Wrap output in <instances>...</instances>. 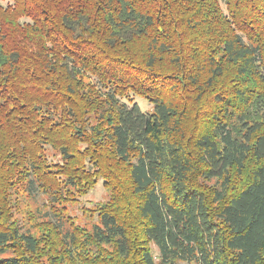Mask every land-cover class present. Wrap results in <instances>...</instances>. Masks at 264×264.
<instances>
[{
    "label": "trees",
    "instance_id": "obj_1",
    "mask_svg": "<svg viewBox=\"0 0 264 264\" xmlns=\"http://www.w3.org/2000/svg\"><path fill=\"white\" fill-rule=\"evenodd\" d=\"M179 263L264 264V0H0V264Z\"/></svg>",
    "mask_w": 264,
    "mask_h": 264
},
{
    "label": "rangeland",
    "instance_id": "obj_2",
    "mask_svg": "<svg viewBox=\"0 0 264 264\" xmlns=\"http://www.w3.org/2000/svg\"><path fill=\"white\" fill-rule=\"evenodd\" d=\"M223 2V0H222ZM223 8L226 10V7L223 3ZM133 101L137 102L141 109L145 112H149L152 110L153 106L149 101H147L145 98L138 97V96H132ZM118 194H124L126 193L122 192L121 189L118 191ZM111 192L110 190L104 186V182L102 179L99 180L97 185L90 190L85 196L81 197L78 202L72 203L68 207V212L70 215L75 216L77 219V223L82 226H90L94 224L97 221V217H88L84 214L85 208H93L97 203H108L110 201ZM129 199V198H128ZM135 207V201H133V204L130 209H134ZM24 212V210L22 209ZM20 217L19 215H17ZM152 249L154 256L156 257V260H158L159 251L155 245L152 244ZM179 264H186V263H179Z\"/></svg>",
    "mask_w": 264,
    "mask_h": 264
}]
</instances>
